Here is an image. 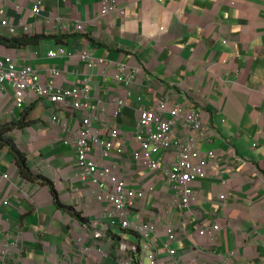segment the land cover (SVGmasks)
Segmentation results:
<instances>
[{"label":"crops","instance_id":"0c3cea01","mask_svg":"<svg viewBox=\"0 0 264 264\" xmlns=\"http://www.w3.org/2000/svg\"><path fill=\"white\" fill-rule=\"evenodd\" d=\"M103 1L43 0L36 15L29 10L35 0H9V15L33 23L35 34L24 46L0 43V48L17 64H32L46 73L47 83L66 86L89 77L90 84L101 86L95 95L107 102L109 115L113 106L108 99L119 96L123 87L111 76L103 82L100 73L87 70L77 52L87 47L115 61L113 68L122 63L139 70L142 74L128 87L129 106L116 122L123 131L134 129L142 105L150 108L161 99L169 107L194 105L209 132L197 147L202 155H216L205 178L191 184L196 200L190 210L170 215L171 221L188 220L186 236L170 245L176 250L173 256L162 243L167 215L162 207H153L155 195L149 192L141 215L159 228L157 256L163 264H192L196 256L212 257V264H264V0H116L124 16L102 14ZM78 19L83 31L63 30V24L72 26ZM5 30L0 27V36ZM60 47L64 54L48 56L50 49ZM52 67L63 70L67 81L64 74L49 75ZM53 110L41 98L18 106L12 90L0 86V125L23 120L5 138L26 154L32 172V178L21 175L8 147L0 146V234L20 231L19 248L6 264H117L118 232L107 235L110 247L105 239L95 244L89 224L94 215L87 213L93 196L75 179L76 149L63 142L69 132L62 126L65 117L48 121ZM74 123L72 119L70 128ZM126 146L122 158L111 160H119L122 169L134 168L130 155L140 148L129 142ZM137 186L155 187L163 201L172 197L171 184L159 183L154 172H142ZM198 224L219 225L214 242L196 235ZM131 236L125 237L139 241Z\"/></svg>","mask_w":264,"mask_h":264},{"label":"built area","instance_id":"2783aa9c","mask_svg":"<svg viewBox=\"0 0 264 264\" xmlns=\"http://www.w3.org/2000/svg\"><path fill=\"white\" fill-rule=\"evenodd\" d=\"M9 0H0V27H4L8 36H14L19 32L25 35H33L35 28L33 23L20 19L15 21L9 15L7 4ZM43 0H35L29 9L33 14L41 12ZM14 9L21 11L18 4ZM102 14L119 13L125 15L123 7L117 5L116 0H104L101 7ZM63 30L72 32L83 31V20L78 19L76 23L62 25ZM37 53V51L35 52ZM65 49H50L48 56L55 57L64 54ZM77 56L84 63L87 70L92 69L100 73L102 81L108 76L123 87L119 96L110 97L109 104L113 106L112 114H106V101L95 95L100 85L89 83V77H83L72 85H61L55 82L45 81L47 74L42 73L32 64H17L13 57L0 48V86H8L12 90L15 103L24 106L30 99L41 98L54 106L49 115L53 123L63 118V128L68 129V134L63 138L65 144L74 145L76 149V161L74 176L77 181L82 182L87 192L93 196V203L87 209L92 227L95 244L106 240V245H112V238L107 237L109 233L114 234L118 241L119 258L117 264H163L155 251L159 228L151 222H145L141 211L149 198V192H154V208L162 207L167 220L163 228L165 238L163 248L169 256L176 252L171 244L180 236L187 234L186 225L188 220H180L177 217L170 220V215L175 214L176 209L187 212L196 200V194L191 184L205 178L209 160L215 158V152L209 151L202 155L198 149V141L208 137V127L204 115H200L194 108L175 105L169 107L166 99L159 100L153 107L141 106L138 110L136 125L131 131H123L116 127L117 119L123 109L129 106L132 92L128 89L136 75H141L128 65L119 63L107 57L96 55L87 47L77 52ZM49 75L55 78L61 77L67 81L63 70L53 67L49 69ZM93 74V73H92ZM77 116L76 118H73ZM74 120V127L69 123ZM182 135H177L178 132ZM131 146L138 145L140 149L133 150L129 166L134 168L122 169L121 164L114 160L122 158L128 152L126 143ZM160 152L155 157V152ZM142 172H154L155 179L164 184H171L172 197L161 200L160 192L155 187L140 186V174ZM3 177L7 178L8 173ZM225 184V181H223ZM220 198L225 199V195ZM162 215V217L164 216ZM175 220L181 221L174 225ZM196 235L208 240L215 241L220 227L218 224L203 227L201 224L195 226ZM18 229L12 233L0 234V264H6L7 258L19 248ZM134 235L139 241L131 242L125 236ZM111 240V241H110ZM86 247L84 251H87ZM101 255L105 250L98 249ZM221 258V255L218 256ZM208 264L213 263L212 257L201 256ZM199 256L192 258V264L203 263ZM239 264H246L240 262Z\"/></svg>","mask_w":264,"mask_h":264},{"label":"trees","instance_id":"16d2710c","mask_svg":"<svg viewBox=\"0 0 264 264\" xmlns=\"http://www.w3.org/2000/svg\"><path fill=\"white\" fill-rule=\"evenodd\" d=\"M32 40L33 39H31L28 36H21V37H11L8 35L0 36V43H3L4 45L7 46L21 47L27 43H30ZM22 123L23 120L17 123H7L0 125V146L2 147L6 145L8 147L9 152L15 159V162L19 168V172L21 173V175L27 178H32L31 166L29 164L26 154L23 153L16 144L13 143L12 139L5 138V135H7L10 131H12L15 128V126H20Z\"/></svg>","mask_w":264,"mask_h":264},{"label":"rangeland","instance_id":"374dc122","mask_svg":"<svg viewBox=\"0 0 264 264\" xmlns=\"http://www.w3.org/2000/svg\"><path fill=\"white\" fill-rule=\"evenodd\" d=\"M34 34H35V33H34ZM34 34H33V35H34ZM23 35H24V36H28V37L32 36V35H25V34H23ZM52 68H53V67H52ZM49 122H50V123H53V122H51V121H49ZM56 123H57V122H56ZM117 232L119 233L118 230H117ZM132 237H133V236H131V235L129 236V234H128V238H132ZM128 238H127V239H128Z\"/></svg>","mask_w":264,"mask_h":264}]
</instances>
